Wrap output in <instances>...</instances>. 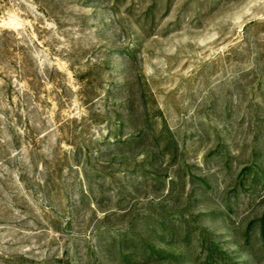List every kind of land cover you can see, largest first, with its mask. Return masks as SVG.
<instances>
[{
    "label": "rangeland",
    "instance_id": "374dc122",
    "mask_svg": "<svg viewBox=\"0 0 264 264\" xmlns=\"http://www.w3.org/2000/svg\"><path fill=\"white\" fill-rule=\"evenodd\" d=\"M0 264H264V0H0Z\"/></svg>",
    "mask_w": 264,
    "mask_h": 264
}]
</instances>
